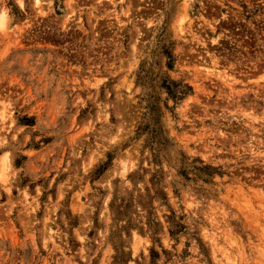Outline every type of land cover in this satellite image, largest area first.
Instances as JSON below:
<instances>
[{"label": "rangeland", "instance_id": "obj_1", "mask_svg": "<svg viewBox=\"0 0 264 264\" xmlns=\"http://www.w3.org/2000/svg\"><path fill=\"white\" fill-rule=\"evenodd\" d=\"M1 10L0 264H264V0Z\"/></svg>", "mask_w": 264, "mask_h": 264}, {"label": "bare ground", "instance_id": "obj_2", "mask_svg": "<svg viewBox=\"0 0 264 264\" xmlns=\"http://www.w3.org/2000/svg\"><path fill=\"white\" fill-rule=\"evenodd\" d=\"M36 1H37V3L39 2V0H36ZM0 15H1V17H0V29H4L5 25H6L5 24L6 14L3 10H1Z\"/></svg>", "mask_w": 264, "mask_h": 264}]
</instances>
